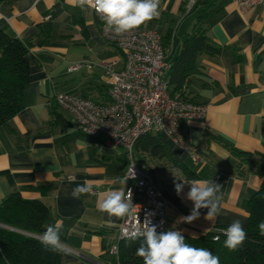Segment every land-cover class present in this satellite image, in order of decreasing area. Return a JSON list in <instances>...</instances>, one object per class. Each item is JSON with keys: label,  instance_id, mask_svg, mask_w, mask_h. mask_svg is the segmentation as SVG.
Returning a JSON list of instances; mask_svg holds the SVG:
<instances>
[{"label": "crops", "instance_id": "obj_1", "mask_svg": "<svg viewBox=\"0 0 264 264\" xmlns=\"http://www.w3.org/2000/svg\"><path fill=\"white\" fill-rule=\"evenodd\" d=\"M185 2L160 0L159 16L140 27L162 36L169 64L186 35L197 27L220 48L213 56L197 55L182 89L186 98L207 106L202 118L181 126L188 148L163 136L166 148L195 178L186 179L165 159L136 150L134 157L149 166L160 193L173 192L176 197L166 208V231L199 237L226 229L234 220L244 228L250 197L264 179L232 153L234 148L264 154V7L241 11L231 0H199L185 13ZM103 23L90 7L81 10L76 0L0 2V30L30 45L23 107L0 125V204L13 193L45 203L48 225H60V245L68 255L64 263L69 264H118V256L107 250L118 237L122 219L113 217L109 224L107 214L96 205L106 191L125 193L128 183L121 180L129 158L104 136L76 133L72 116L55 101L64 91L98 102L108 100L101 64L113 61L120 71L124 58L101 38ZM82 61L90 68L68 71ZM57 114L63 122L54 121ZM212 179L221 186V214L209 220L208 209L202 208L197 219L184 221L193 208L186 199L190 185L185 183L178 195L175 183ZM85 180L92 183V192L74 198L72 190Z\"/></svg>", "mask_w": 264, "mask_h": 264}, {"label": "built area", "instance_id": "obj_2", "mask_svg": "<svg viewBox=\"0 0 264 264\" xmlns=\"http://www.w3.org/2000/svg\"><path fill=\"white\" fill-rule=\"evenodd\" d=\"M198 1L186 0L185 13L191 12ZM231 1L241 11L254 6L264 7V0ZM99 33L124 58L120 71L114 69L113 61L101 64L108 100L98 102L64 91L55 96V101L72 116L76 133L104 136L112 146L122 147L129 158L123 179L129 176L125 195H129V190L132 193L133 215L122 219L118 237L107 250L109 254L118 256L119 240L129 238L136 227L143 228L146 213L151 223L157 226V232L166 230L165 215L170 201L156 189L153 176L145 165L135 159L136 142L144 135L157 133L188 148L181 126L187 120L202 118L207 106L192 102L182 93H171L166 79L170 64L166 61L163 38L158 32L139 27L117 35L106 31L103 23ZM90 65L86 61L77 62L68 71H77L83 66L90 68Z\"/></svg>", "mask_w": 264, "mask_h": 264}, {"label": "trees", "instance_id": "obj_3", "mask_svg": "<svg viewBox=\"0 0 264 264\" xmlns=\"http://www.w3.org/2000/svg\"><path fill=\"white\" fill-rule=\"evenodd\" d=\"M2 1L10 0H0ZM56 12L57 10L53 11ZM29 47L28 42L9 36L0 30V125L6 124L23 107L22 94L28 83ZM202 53L213 56L220 53V48L209 40L204 29L197 27L183 39L181 49L173 58L166 74L172 94L182 93L192 73L194 61L197 55ZM54 121L63 122L64 119L57 114ZM134 150L148 154L153 159H165V164L178 168L186 179L195 178L194 172L166 148L165 140L160 134L149 133L142 136L136 142ZM232 153L246 161L248 169L264 177V154L253 155L234 148ZM141 164L151 173L147 164ZM163 193L169 201H177L173 192ZM49 217V207L40 200L24 199L18 193H13L3 200L0 204V224L6 225L7 228L0 226V264H62L60 258L63 250L60 248L53 251L45 248L40 242V236L49 224ZM261 221H264V179L250 197L249 217L244 227L247 238L237 250L224 247L226 237L222 233L223 229L207 232L199 237L183 236L187 243L213 252L219 257L220 264H264V235H260L258 227ZM8 227L35 235H23ZM215 236L218 239H214ZM141 242L142 238L120 239L118 264H143V259L136 255V249Z\"/></svg>", "mask_w": 264, "mask_h": 264}, {"label": "clouds", "instance_id": "obj_4", "mask_svg": "<svg viewBox=\"0 0 264 264\" xmlns=\"http://www.w3.org/2000/svg\"><path fill=\"white\" fill-rule=\"evenodd\" d=\"M76 3L81 10L92 7L104 22L105 30L120 35L137 29L158 17L160 0H76ZM128 178L129 176L122 179L121 183L126 184ZM185 183L190 185L186 199L192 202L193 208L190 215L182 218L184 221L190 223L197 219L202 208L208 209L206 218L209 220H214L221 214V186L219 184L213 179L175 183L178 195L183 192ZM92 190V183L85 180L82 184H77L72 190V195L74 198H79ZM96 206L99 212L107 214L109 224L113 217L117 219L131 217L134 207L132 193L129 190V195L126 196L120 190L106 191L101 195ZM143 225V228L136 227L129 236L130 240L142 238V242L136 249V255L143 259V264H220L218 256L209 249L187 243L180 231L168 230L158 233L157 226L151 223L147 213ZM258 227L260 235H264V221H261ZM222 233L226 237L224 247L229 250H237L247 238V233L240 220H234L222 230ZM40 242L45 248L53 251L59 250L60 225H48Z\"/></svg>", "mask_w": 264, "mask_h": 264}, {"label": "rangeland", "instance_id": "obj_5", "mask_svg": "<svg viewBox=\"0 0 264 264\" xmlns=\"http://www.w3.org/2000/svg\"><path fill=\"white\" fill-rule=\"evenodd\" d=\"M165 137L167 138V140H169V142L174 143V142H172V140H171L169 137H167V136H165ZM0 226H1V227H6V228H7V226H6V225H3V224H0ZM8 229H11V230H13V231H17L18 233H21V234H23V235H27V236H34V235H35V234H31V233H28V232H26V231H22V230H19V229L13 228V227H8ZM40 237H42V236H40ZM67 257H68V255L65 254V253H63V254L61 255L60 260H61V263H62V264L64 263V261H65V259H66ZM64 264H69V263H64Z\"/></svg>", "mask_w": 264, "mask_h": 264}, {"label": "water", "instance_id": "obj_6", "mask_svg": "<svg viewBox=\"0 0 264 264\" xmlns=\"http://www.w3.org/2000/svg\"><path fill=\"white\" fill-rule=\"evenodd\" d=\"M60 248L62 249V246L60 245Z\"/></svg>", "mask_w": 264, "mask_h": 264}]
</instances>
